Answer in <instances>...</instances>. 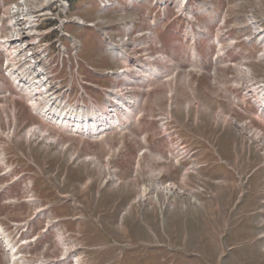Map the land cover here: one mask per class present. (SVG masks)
Listing matches in <instances>:
<instances>
[{"label":"rangeland","instance_id":"374dc122","mask_svg":"<svg viewBox=\"0 0 264 264\" xmlns=\"http://www.w3.org/2000/svg\"><path fill=\"white\" fill-rule=\"evenodd\" d=\"M92 1L75 4L68 15L73 17L70 20L76 15L86 20L103 17V24L115 26L139 19L149 41V24L143 20L146 6L134 9L128 5L127 15L116 14L119 9L98 15L96 3L90 10L86 4ZM191 1L189 15L195 14L194 26L203 34L211 35L218 25L207 14L210 6L213 14L232 10H228L227 35L240 40L250 32L238 31L236 26L247 25L249 15L264 19V0ZM161 22L158 37L167 58L164 71L169 69L163 76L173 71L178 75L175 82L157 83L143 108L142 124L134 125L131 133L117 135L108 143L82 140L47 127L25 102H18L16 139L4 148L12 171L0 176V222L12 248L19 247L17 264H62L58 260L65 248L78 249L81 264H264V120H257L253 106L245 102L246 87L239 79L242 66L250 67L256 78H264V60L256 61L255 52L252 56L241 52L219 58L214 64L211 57L215 48L210 47L206 33V38H201V50L207 74L198 79L187 72V46L180 37L191 22L182 17L173 20V15ZM67 29L80 39V57L87 65L101 71L112 67L102 54L104 43L91 29ZM124 33L112 30L109 34L118 39ZM224 40L226 47L228 39ZM151 51L161 52L152 47L148 53ZM85 69L82 65L80 72L94 79ZM236 80L239 88L233 86ZM111 81L97 79L104 86L112 85ZM173 83L178 95L170 98ZM137 87V94H143V87ZM193 94L198 99V111L192 104ZM234 94L242 99V108L235 104ZM171 100L175 131L162 136L156 118L168 111ZM177 101L181 109L175 108ZM186 103H191L190 110L184 108ZM32 125L49 137L27 140L26 129ZM5 126L3 123V135ZM257 135L263 139L257 141ZM182 143L190 154L176 162L169 155ZM144 150L138 166V155ZM88 155L95 156L97 164L87 161ZM106 166L114 169L111 174L116 179H107L112 175L105 172ZM5 171L0 168V174ZM14 178L19 179L10 184ZM29 181L33 187L27 188ZM144 187L142 195L145 193L146 198L140 196L143 201H139ZM170 187L175 188L174 193L166 195L162 190ZM31 195L35 201L29 204ZM41 207L46 211L32 220ZM55 220L58 222L45 232L49 221ZM15 223L23 226L17 228ZM32 238L37 241L26 245ZM4 245L0 241V264H8L9 249Z\"/></svg>","mask_w":264,"mask_h":264},{"label":"bare ground","instance_id":"6f19581e","mask_svg":"<svg viewBox=\"0 0 264 264\" xmlns=\"http://www.w3.org/2000/svg\"><path fill=\"white\" fill-rule=\"evenodd\" d=\"M23 2L27 4V0H23ZM45 2H46V0L45 1H42L41 3L35 2L34 3V7L35 8H38V7H40V5L43 6V5H45ZM255 22H256V19L254 17H250L249 20H248L247 25H245V28L246 29H249V27H252L253 28V26H254V29L257 31L259 29V27H258V25H256ZM121 24H123V23H121ZM127 28L128 27H126V29ZM254 29H253V31H254ZM105 34H106V39H107V41L109 43H111V42H113V43L114 42H118V43L121 42V43H123L124 42V41H122L123 40V37H118V39H116L114 35L109 34V33H106V31H105ZM242 41H245V38ZM258 43H260V42H258ZM218 44L220 45V43H218ZM110 45H112V44H110ZM220 46L223 48V42L222 41H221V45ZM232 46H234V45L232 44ZM159 59H161L162 62H166L167 61V58L165 56L159 57ZM263 59H264V54L259 58V60H263ZM144 64L149 65V66H152L153 65L151 63V60L148 59V58L144 60ZM232 65H236V64H232ZM160 69H162V70L160 71ZM157 70H159V73H161V74L167 72V70H165V72H164V67H162V66H159ZM240 70H241V72H243V74L240 76V78H241L240 80L241 81H248L247 82V84H248L249 83V80L252 78V72H251L250 68H248V67H242V68H240ZM165 77H167V76H165ZM138 78H140L142 80V83L144 81V83L146 84V81H147V85H150L151 84V82L149 80L156 79L155 77H149L148 79L146 78V80H145V79H143L141 77V75H138ZM39 84H40V81H38L36 79V77H34V78L31 79L30 85L32 87H34L35 89H37L39 92H41V87L39 86ZM254 91L257 92L256 90H254ZM27 93L31 96V98L29 100H30V104H31L32 107L35 106V105L40 104L44 100V98H45V96H42L40 94H39L40 97H36L35 95L38 94V92L36 90H32L31 87L27 89ZM125 94L128 95V96H131L129 99H127V102H123L121 96H119L118 94H115V99H116V102H117L116 106H121L122 108H124V109L127 110V112L125 114H123V113L120 112V119H121L122 122H125V120H126L127 121L126 123H128V122H130V119H133V117L136 116V114L138 112V109H137V107H138L137 106V103L138 102H136L135 104L133 103V106H132V103L131 102H133V99L135 100L137 96L135 94H133V93H130V92H127ZM257 95H258V97H260V93L259 92H257ZM139 100H140V98H139ZM259 104L260 105H264V97H262V99H261V101H260ZM128 105H129V107H127ZM176 105H178V101L176 102ZM186 106H187V109L190 108V105L189 104L186 105ZM77 118L78 117L74 116V119H77ZM55 121H56V119L50 118V122L53 123ZM95 123H97V122H95ZM55 125H58V124L55 123ZM93 126H95L94 123H93ZM88 127H89V123H88ZM114 129L115 128H113L109 132L113 131ZM49 135L46 132L45 133H42V129L38 126V127H35V128H32L31 129L29 135H27V138H32L33 139L36 136H38V137H41L42 139L43 138L47 139L49 137ZM256 139H257V141L258 140L260 141V140L263 139V137H260V136L257 135L256 136ZM54 142L55 141L53 139V142H51V143H54ZM2 152L4 153V151L2 150L1 153H0V167L7 168L6 163H5V155ZM87 158H90L89 160H87L90 163L97 164V161H96L97 159L96 158H93V157H87ZM111 175H112V177H110V178H112L113 180L116 179V178H114L115 174H111ZM186 175H187V173H186ZM173 187H175V186H173ZM146 188L147 187H144L142 189L141 194L138 196V200L139 201H143L141 198H143V199L146 198V194L145 193L142 195L144 189H146ZM175 188H172V187L165 188L162 191H164L166 195H170V193H174ZM140 196H141V198H139ZM157 198L158 197H155L156 200H157ZM33 200L34 199L32 198L31 200H28V202H31ZM38 211H41V210H38ZM49 224L52 225L53 223L49 222ZM50 225H48V226H50ZM0 234L2 235L0 237L1 243L6 244L7 247L9 248V251H8V254H7V257H6V259L8 261V264H17V258H18L17 253L14 251L15 250L14 248H11L12 247V245H11L12 242L10 240V236L8 235V233L5 232V230L1 226V224H0ZM76 253H77V250H74V248H65L64 253L62 254V257L63 258L60 259V260L68 261V259H73V260H75L76 264H79L80 263V259H79V257H77L78 255H76Z\"/></svg>","mask_w":264,"mask_h":264},{"label":"crops","instance_id":"0c3cea01","mask_svg":"<svg viewBox=\"0 0 264 264\" xmlns=\"http://www.w3.org/2000/svg\"><path fill=\"white\" fill-rule=\"evenodd\" d=\"M250 70H251V69H250ZM251 72H252V74H253V71H252V70H251ZM177 95H178V93H177ZM175 108H177V109H181V106H180V105H176ZM184 108H185V106H184ZM86 157H89V155L86 156ZM93 158H96V157L93 156ZM96 159H97V158H96Z\"/></svg>","mask_w":264,"mask_h":264}]
</instances>
